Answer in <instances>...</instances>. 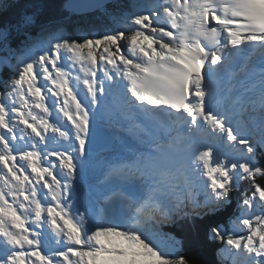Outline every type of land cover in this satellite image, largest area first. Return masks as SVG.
I'll use <instances>...</instances> for the list:
<instances>
[{
  "label": "snow or ice",
  "instance_id": "1",
  "mask_svg": "<svg viewBox=\"0 0 264 264\" xmlns=\"http://www.w3.org/2000/svg\"><path fill=\"white\" fill-rule=\"evenodd\" d=\"M54 9L0 0V264H189L165 225L264 264V0Z\"/></svg>",
  "mask_w": 264,
  "mask_h": 264
},
{
  "label": "trees",
  "instance_id": "2",
  "mask_svg": "<svg viewBox=\"0 0 264 264\" xmlns=\"http://www.w3.org/2000/svg\"><path fill=\"white\" fill-rule=\"evenodd\" d=\"M65 2L66 0H57L56 3H54L55 9L46 15L54 21H59L65 28L66 32L70 35H79L82 31H93L94 33L103 32L112 24V18L108 17V13L104 11H95L86 14L70 13L65 8ZM115 8L117 7L111 6L106 11L112 12ZM256 179L257 183L264 185V178L258 177ZM231 213L226 214L223 219H226ZM224 222L225 221H223V223ZM201 228L203 230L204 225H202ZM164 231H169L172 233L171 235L174 234L183 240V247L179 254L185 256L189 261V264H220L216 251L218 250V247H222V245L219 242L209 241L203 231L200 236L191 240L192 244L186 241L189 238H186L187 236L181 229L171 228L164 229Z\"/></svg>",
  "mask_w": 264,
  "mask_h": 264
},
{
  "label": "rangeland",
  "instance_id": "3",
  "mask_svg": "<svg viewBox=\"0 0 264 264\" xmlns=\"http://www.w3.org/2000/svg\"><path fill=\"white\" fill-rule=\"evenodd\" d=\"M147 3L146 4H148L149 2H150V0H147L146 1ZM128 34L126 33V36H127ZM61 120L63 121V118H61ZM227 224H228V222H227ZM162 232V231H161ZM165 232V231H164ZM166 233H170V234H172L171 232H169V231H167ZM173 236H175L174 234H173ZM176 237V239L177 240H181L179 237H177V236H175ZM187 239H188V237H186ZM191 238H189L188 240H186V241H188V242H190V244H192V242H191ZM164 243H168V241H164ZM194 245V244H193ZM220 248V247H219ZM181 250V249H180ZM180 250H178L176 253H174V254H176V255H180L179 254V252H180ZM218 253V251H216V254ZM221 257H222V259L223 260H231L232 261V263H237V262H239V260H241V262H247V260H246V257L243 255V254H241V255H239V256H237V257H239L238 259H236V260H233V258L234 257H231V256H228L227 254H225V253H220L219 254ZM243 262V263H244Z\"/></svg>",
  "mask_w": 264,
  "mask_h": 264
},
{
  "label": "bare ground",
  "instance_id": "4",
  "mask_svg": "<svg viewBox=\"0 0 264 264\" xmlns=\"http://www.w3.org/2000/svg\"><path fill=\"white\" fill-rule=\"evenodd\" d=\"M96 1H97V0H96ZM75 3H76V5L78 4L77 1H76ZM79 9L82 10L83 7H82V8H79ZM97 9H98V7H97V5H95L94 10L97 11ZM129 34H130V33H128V35H129ZM49 102H50V101H49ZM49 102H48V103H49ZM125 211H129V210L126 209ZM236 258H238V257L236 256ZM243 262H244V261H243ZM243 262L240 261V262H238L237 264H247V262H244V263H243Z\"/></svg>",
  "mask_w": 264,
  "mask_h": 264
}]
</instances>
